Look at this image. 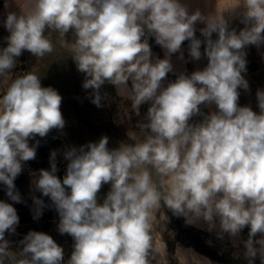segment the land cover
Listing matches in <instances>:
<instances>
[{
	"label": "clouds",
	"instance_id": "1",
	"mask_svg": "<svg viewBox=\"0 0 264 264\" xmlns=\"http://www.w3.org/2000/svg\"><path fill=\"white\" fill-rule=\"evenodd\" d=\"M27 10L7 12L10 33L0 49V183L7 197L22 198L15 179L24 162L36 158L35 136L62 129V97L42 87L35 72L12 76L17 59L27 50L37 59L54 52L53 35L84 74L82 87L92 90V103L101 106V87L114 85L139 115L148 103L144 122L133 143L108 148V137L73 147L61 181L56 152L51 169H41L35 190L49 197L59 215L58 232L72 237L66 264H168L158 225L168 218L166 207L187 224L204 221L212 231L237 237L247 226L244 258L264 264V90L256 93L259 113L240 106L238 89H249L246 71L248 45H264V0H237L226 12H190L181 0H25ZM5 9L10 0H5ZM244 25L230 28L232 15ZM201 23L204 40L196 38ZM71 31L72 40L66 39ZM216 39H213V34ZM154 37L165 50L154 57ZM189 41L193 60L207 65L190 75L173 72L171 57ZM204 51L201 52V44ZM131 81V87L128 82ZM215 110L205 114L201 106ZM202 116L191 123L194 116ZM104 184L110 191L98 203ZM33 219L42 215L44 201L32 197ZM19 216L12 204L0 201V264H65L64 249L39 231H29L13 249L5 233L14 234ZM259 234V239H255ZM178 264H210L192 250L177 247Z\"/></svg>",
	"mask_w": 264,
	"mask_h": 264
},
{
	"label": "rangeland",
	"instance_id": "2",
	"mask_svg": "<svg viewBox=\"0 0 264 264\" xmlns=\"http://www.w3.org/2000/svg\"><path fill=\"white\" fill-rule=\"evenodd\" d=\"M9 35L10 33L4 27V23L0 20V49L7 46L5 38ZM54 41L56 44L60 45L57 38H54ZM245 52L249 66H246V71L243 72L242 75L248 81L249 89L247 91L241 89L245 99H243L240 94L238 103L240 106H250L254 112L259 113L256 93L258 90H264V45H261L260 47L248 45L245 48ZM16 59V67L12 69L13 79H15L17 75H21L29 71H35L37 61L32 58L29 51H23L22 55ZM250 68L255 69L254 72H249L248 70ZM84 79V74H80L78 84L80 89L79 92L81 93L79 103L80 116L84 123H86L87 120H91L92 123L90 127L85 128V131L81 136L82 146L87 145L90 142H98L103 136L108 137L107 146L109 149H117L120 147L121 143H131L130 137L134 135V133L139 134L140 129L137 127V124L144 122V118L150 105L148 103L142 104L139 109L140 114L136 115L131 108L132 102L130 100L120 98L110 89V87L104 84L100 89L102 96L101 106L97 107L94 103H92V90L84 89L82 87ZM102 121L104 123H108L109 125H103ZM37 142L38 146L36 149V158L34 160L24 162L21 174H19L14 181L16 189L22 198V202L16 203L11 201L6 195L5 186L0 183V201L12 204L19 216V224L16 226L15 233H5V239L11 242L13 249L17 250L22 248V245H20L19 242L29 231H32L34 226H38L40 232H44L48 235L54 229L52 226L51 228H47L48 226L46 225V221L41 220L42 215L38 219H34V221L29 219V217L33 218L34 215L35 205L32 200L33 196L42 199L44 203L49 202V204L54 207L49 197L43 196L41 192L35 190L34 188V182L39 177L40 170L51 169V152H56L55 162L57 172L55 174L61 181H63L67 172L60 173V171H66L69 163V161L64 158V153L73 147L77 149L80 147L63 128L52 129L45 137L37 135L34 139L29 140V145L32 146L37 144ZM110 187V184H104L102 186L100 192L98 193V203H103V199L110 191ZM162 213L168 218L163 206L161 208V213H159L158 216L162 215ZM57 214V211H55L54 215ZM58 222V219H55L54 223ZM157 236L158 238L163 239L166 244L168 254L166 259L168 264H178V260L175 256L177 247L183 250H192L200 258H206L210 261V264H222L211 259L190 245L189 240L191 237L179 228L173 227L169 218L158 225ZM204 238L206 243L214 252L220 255H225L231 260L240 261L242 263L248 262L243 255L245 251L244 243L236 245L232 244L226 233L221 234L220 230H207L205 231ZM72 243L74 242H71L70 239L67 238L63 244L60 245L64 249L65 264L73 251ZM259 263L261 264V261H259ZM153 264H155V262H153Z\"/></svg>",
	"mask_w": 264,
	"mask_h": 264
},
{
	"label": "trees",
	"instance_id": "3",
	"mask_svg": "<svg viewBox=\"0 0 264 264\" xmlns=\"http://www.w3.org/2000/svg\"><path fill=\"white\" fill-rule=\"evenodd\" d=\"M1 4V3H0ZM230 28H235L237 31L242 29L244 25L240 23V20L233 19L230 21ZM196 38L200 39L201 41L204 40V37L201 35L199 30H196L195 32ZM54 38H57L56 35H53V43H54V52L50 55L45 56L43 59H37L35 56H32L37 61V66L35 67V73L40 76L41 79V85L42 87H52L55 90L58 91V93L62 97V103L60 106V110L62 113V116L65 121V126L63 129L67 131V133L74 139L75 143L78 146H82V138L85 128L90 127L92 121L87 120L86 123H84L80 116V96L81 93L79 92V76L82 74L77 70L76 64L73 61V59L70 56V53L68 50L64 47H61L60 45L56 44L54 41ZM72 33L71 31L66 34V39L71 41L72 40ZM213 39H216V34H213ZM149 45L152 49L159 51L161 54V59L164 58V55L161 51V46L157 45L155 42L154 37H149L148 39ZM189 41H184L186 52L189 56ZM205 45L201 44V50L204 51ZM206 64H207V58L205 57ZM247 61V59H246ZM249 64L247 61L246 66ZM249 66V65H248ZM255 69L250 68L249 72H254ZM192 72H194L193 66L190 63L188 70L184 72L186 75H190ZM178 74H172L170 75V81H175ZM110 89L114 92L113 85L109 83H105ZM241 97L245 99L244 95L242 94L241 89H238ZM202 110V109H201ZM203 113L208 114V111L202 110ZM203 119L202 116H194L192 118L191 123H197ZM102 124L109 125L108 123H104L102 121ZM130 142L133 143L132 139H130ZM67 170H61L60 173H65ZM45 207L42 210V217L41 220L46 221L47 228L54 227V229L49 234L54 241L61 245L65 241V239H70L71 242H74L72 237L68 234L61 235L58 232V223H54L55 219H58L59 221V215H54L55 208L49 204V202L44 203ZM165 213L167 214L170 223L173 227L179 228L183 232H185L187 235L191 237L189 240L190 245H192L194 248H196L198 251L202 252L203 254L207 255L211 259L218 261L222 264H248L242 263L240 261L231 260L228 259L225 255H220L212 250L210 246L206 243L204 234L205 231L202 229H199L193 225L187 224L184 217H177L172 214V212L167 209L166 207H163ZM31 221H34L32 217H29ZM32 231H39L38 226H34L32 228ZM73 244V243H72ZM71 256V255H70ZM260 259L257 257L254 260V264H260Z\"/></svg>",
	"mask_w": 264,
	"mask_h": 264
},
{
	"label": "crops",
	"instance_id": "4",
	"mask_svg": "<svg viewBox=\"0 0 264 264\" xmlns=\"http://www.w3.org/2000/svg\"><path fill=\"white\" fill-rule=\"evenodd\" d=\"M0 3H1L0 4V20H1V22H4V20L6 19L7 12L11 11V12H16L17 14H19V12L21 10H25V11L27 10V7L25 5V0H10V7L8 9H5V7H4L5 0H0ZM181 3L186 4L188 6V9L190 12H194L195 10L199 9L203 14H209V13H212L214 11H216V12L229 11V10L235 8V6L237 4V0H181ZM229 16H230V14L226 12L225 17L228 18ZM233 19H237V18H235L234 14L232 15L231 20H233ZM195 27H196V30H200V28L204 27V25L198 22ZM151 51H152L154 57H158L161 59V54L159 51H156L152 48H151ZM161 51H162L163 55H165V50L161 48ZM182 52H183V56H184L183 60L179 59V55H180L179 53L172 55L171 62L173 64L174 70H173V72H170L167 74V79L165 80V86L167 85L168 82H170V75L179 74L181 72H183V73L186 72L188 70L190 63L192 64L194 71L202 70L207 65L204 56H202V58L200 60H193L190 56H188L186 49H185L184 42L182 43ZM201 52L203 53L202 50H201ZM166 81H167V83H166ZM128 84H129V87H131V81H129ZM113 87H114V90L117 94L116 87L114 85H113ZM119 97L124 99V100H128L124 97H121V96H119ZM201 109L206 110L209 113L210 111L215 110V105H212L210 108L202 105ZM216 224H217V227L215 229H213L214 231L220 230L218 219L216 221ZM191 225H193L199 229H202L204 231H207V224L204 221H200L197 224H191ZM248 233H249V228L246 226L240 232V234L237 237H232L228 233H226V234L229 238V241L232 244L236 245V244L244 243L248 239ZM259 238L260 237L258 234L255 239H259Z\"/></svg>",
	"mask_w": 264,
	"mask_h": 264
},
{
	"label": "built area",
	"instance_id": "5",
	"mask_svg": "<svg viewBox=\"0 0 264 264\" xmlns=\"http://www.w3.org/2000/svg\"><path fill=\"white\" fill-rule=\"evenodd\" d=\"M166 83H167V81H166Z\"/></svg>",
	"mask_w": 264,
	"mask_h": 264
}]
</instances>
